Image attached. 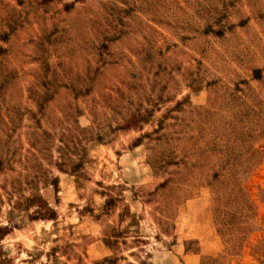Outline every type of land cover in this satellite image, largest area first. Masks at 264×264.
Masks as SVG:
<instances>
[{
	"label": "rangeland",
	"instance_id": "obj_1",
	"mask_svg": "<svg viewBox=\"0 0 264 264\" xmlns=\"http://www.w3.org/2000/svg\"><path fill=\"white\" fill-rule=\"evenodd\" d=\"M0 262L264 264V0H0Z\"/></svg>",
	"mask_w": 264,
	"mask_h": 264
},
{
	"label": "trees",
	"instance_id": "obj_2",
	"mask_svg": "<svg viewBox=\"0 0 264 264\" xmlns=\"http://www.w3.org/2000/svg\"><path fill=\"white\" fill-rule=\"evenodd\" d=\"M255 74H257L256 76L258 77V75H259V73L258 72H256ZM75 166L74 167H72L71 169L72 170H76L77 169V166H76V164H74ZM61 166V165H60ZM59 169L60 170H64V169H62V167H59ZM50 183L51 184H53V183H55V178H52L51 180H50ZM40 199V197H38V196H33V197H30L29 198V201L30 202H35V200L36 199ZM43 218L44 219H52L53 218V216H54V211H53V209H51V208H49V207H46V208H44V210H43ZM0 264H1V262H0Z\"/></svg>",
	"mask_w": 264,
	"mask_h": 264
}]
</instances>
